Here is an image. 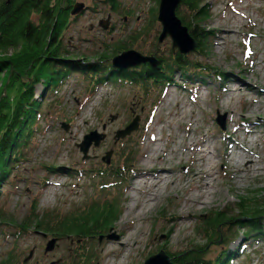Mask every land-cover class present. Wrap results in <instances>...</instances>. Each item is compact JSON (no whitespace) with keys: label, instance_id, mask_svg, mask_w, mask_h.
Instances as JSON below:
<instances>
[{"label":"rangeland","instance_id":"1","mask_svg":"<svg viewBox=\"0 0 264 264\" xmlns=\"http://www.w3.org/2000/svg\"><path fill=\"white\" fill-rule=\"evenodd\" d=\"M116 1L117 14L106 0L76 1L84 6V12L68 27L63 41L64 51L68 52L66 58L72 63L69 76L45 98L41 97L43 87L35 88L42 111L30 152L21 157V162L14 165L0 184V209L16 222L23 218L34 200L39 202V211L61 212L89 202L112 200L119 209L116 220L99 234L100 241L93 235L79 243L57 240L56 248L46 254L43 250L50 236L44 239L36 232L18 234L14 224L4 222L0 226V259L7 249L15 248L22 260L33 251V257L26 261L28 264L57 261V264H70L74 251L92 253L94 264H143L145 259L162 250L168 256L182 252L195 242L200 243L195 235L198 219L212 210L233 205L243 196L264 197V92L253 90L243 98L240 92L233 91L237 88L245 91L243 84L248 82L264 90V0H205L210 14L204 22L210 35L206 43L208 50L202 56L196 53V48L183 54L190 62H198L202 72L190 75L176 68L164 89L150 98L141 99L133 85L109 81L90 96L79 68L87 62L100 63L96 53L97 56L102 51L107 54L109 44L116 43L132 30L147 28L142 36L144 41L135 46L137 49L133 48L138 53L153 50L167 63L178 51L171 48V39L167 36L157 43L161 27L157 22L150 25L151 10H158L157 0ZM108 18L107 31H104L98 24ZM228 29L232 34L226 32L221 37ZM104 62L111 64L108 57ZM216 73L223 74V80L215 77ZM169 94H174L175 102L164 109ZM228 95L232 99L227 102ZM184 103L194 112L187 114L184 120L187 125L178 119V107ZM216 114L223 116V128L217 127ZM134 117L138 118L137 129L124 139L116 138L115 132L124 129ZM61 123L68 127L67 131L60 127ZM103 124L106 127L102 131ZM93 130L105 137L97 146H90L87 151L90 158L83 159L76 144ZM152 138L159 139L156 143L162 144L164 154L161 161L153 160L156 171L160 163L169 160L175 166L174 185L169 184L156 206L139 223L140 231L128 241L129 255L121 258L126 247L119 245L120 240L136 225L126 227L120 223V218L129 205L136 204L131 201L130 186L138 169L143 167L149 148L154 146ZM203 140L215 153V166L211 171L215 194L205 206L194 209L193 205H188L186 218L177 221L174 218L186 204L185 199L201 192V181L192 180L191 172L205 163L193 161L194 156L189 158L188 153L180 158V153L169 155V152H181L188 144ZM107 151L111 159L104 165L102 158ZM235 154L243 156L238 163ZM52 166L54 170L46 169ZM140 195H145V190L135 197ZM106 236L113 237L106 240ZM218 250L220 247H214L207 254L213 257ZM244 254L246 257L232 264H243L248 259L251 264H264V244H249Z\"/></svg>","mask_w":264,"mask_h":264},{"label":"trees","instance_id":"2","mask_svg":"<svg viewBox=\"0 0 264 264\" xmlns=\"http://www.w3.org/2000/svg\"><path fill=\"white\" fill-rule=\"evenodd\" d=\"M76 1L0 0V54L3 57L0 59V76L5 73L0 77V184L4 177L10 175L14 165L21 162V157L30 152V143L34 132H37L35 126L42 111L41 100H37L34 94L35 88L37 85L42 86L44 94L41 97L45 98L50 92L54 93L62 80L69 76L72 63L69 62L70 58H66L68 52L64 51L63 41L68 27L79 17L78 14L72 17L70 11ZM106 2L117 14V1ZM178 5L175 15L181 25L187 27L188 35L194 39L196 53L202 56L208 50L206 43L210 36L204 25L210 17L209 5L205 0H180ZM157 11L151 10L150 25H156ZM138 30L134 29L116 43L109 44L107 54L102 51L97 56L96 53L100 63L87 62L79 68V74L89 87L87 94L91 96L95 89L109 81L133 85L141 99L150 98L169 83L168 77L174 69L190 75L202 72L198 62H190L177 51L170 63H164L153 50L141 52L158 59L153 69L142 65L116 71L111 65H106L104 59L107 57L110 59L122 51L136 48L144 41L142 36L147 28L140 27ZM102 45L105 46L104 43ZM216 75L223 80V74ZM54 168L46 167L49 171ZM114 202H89L85 206L61 212L56 209L39 211V202L34 200L17 222L1 208L0 226L6 222L14 224L18 234L46 233L51 239H70L79 243L90 235L98 238L108 224L116 220L119 209ZM196 226L195 235L200 243L195 242L182 252L168 255L172 264H232L236 259L246 257L244 249L249 244H264V197H240L233 205H227L219 211L212 210L199 218ZM214 247H220L221 250L210 257L207 253ZM74 253V260L71 259L70 264H94L92 253ZM252 253L256 254L255 251ZM23 260L12 248L4 252L0 264H28L23 263ZM243 264H251V260Z\"/></svg>","mask_w":264,"mask_h":264},{"label":"bare ground","instance_id":"3","mask_svg":"<svg viewBox=\"0 0 264 264\" xmlns=\"http://www.w3.org/2000/svg\"><path fill=\"white\" fill-rule=\"evenodd\" d=\"M226 32L230 33V30L229 29L225 30L221 37H224V34ZM230 34H232V33H230ZM221 37H220V39H221ZM218 38H219V36H218ZM243 85L246 88L245 91H242L239 88L233 90V91L240 92L243 98H244L246 93H249L253 90L256 91L258 89L261 92H264L263 88H257L258 86L257 87L254 86L253 83L248 82V83H245ZM231 93H232V91L229 92V94H231ZM230 99H232V98L230 95H228V99L226 101L228 102ZM173 100H175L174 94L173 95L169 94L167 96V99L165 100L166 101L165 105H163L164 109L165 108L168 109V107L170 105H172V102H175ZM227 102H225V104ZM177 103H179V102H177ZM186 105H185V103L179 105L178 108H179L180 114H179V116L177 115L179 121H181L182 124H185V125L188 124V122L185 123L186 121H184L187 117V114L193 115V113H194L193 110H191L190 108L187 109ZM174 117H175V115H174ZM169 120H171V119H169ZM174 125H176V124H174ZM153 140L155 143H156V141L159 142V139H153ZM155 143H154L153 147L149 148L147 156L144 158V160L142 162L143 167L141 169H138L139 171H137L136 177L134 176L135 178L138 177L137 180H135V178H134V180L132 182L133 185L130 186L131 187L130 190L132 191L130 198H131V201L135 202L136 204L133 203L134 206H133V204L129 205L127 207L126 211L124 212V214L122 215V217L120 218V223L126 227L127 226L129 227V225L133 224V223L136 225L135 228H132L129 230L130 232H128V234H126L125 238L120 240L119 245H122V246L124 245L126 247V249L124 250V252L121 255V258H123L124 256L127 257L129 255L128 241H129V239L133 238V236H135L140 231L139 223L143 219L145 220V218H144L145 215L147 213H149V211H151L156 206L159 198L161 197L162 193H164L165 190L168 188L169 184L174 185V181L172 180V178H174L173 172H174L175 166H174V164L169 163V160H166L165 163H163V164L160 163V165H159L160 169L158 171H156V166L153 164V160L159 159L161 161V158H163L164 154H162L163 153L162 144H160V143L155 144ZM213 150L214 149H211V147H209L207 145V142L203 140L202 142L198 141V143L188 144V146L181 152L175 151L174 153H172V150L169 152V155H174L175 153H180V156H179L180 158L185 157V155L188 153L189 158L194 156L193 158H195V159H193V161H197V162L199 161V162L205 163L204 166H201L199 164L198 167L196 169L193 168V172H191L192 173V175H191L192 180L194 179L196 181V180L200 179V181H201L200 182L201 192L196 194L197 197L190 195V197L185 199L186 204L182 205V209L180 210V213L177 216H175V218H174L177 221H181V220H184L186 218V215H188V211H187L188 205H193L194 209H196V206L198 208H200L199 206H205V204H208L210 199L214 196L215 193H214L213 188L215 186L213 185L214 179L212 178V174H211V171L214 169L213 166H215V162H214L215 153ZM235 156L237 159L235 161L237 163H238L239 159L243 158V156L239 155V154H235ZM170 161H172V160H170ZM229 168H231V166H229ZM201 179H203V180H201ZM186 186H187V184H186ZM142 190H145V195H143V196L140 195L138 197H135V194L136 193L138 194Z\"/></svg>","mask_w":264,"mask_h":264},{"label":"water","instance_id":"4","mask_svg":"<svg viewBox=\"0 0 264 264\" xmlns=\"http://www.w3.org/2000/svg\"><path fill=\"white\" fill-rule=\"evenodd\" d=\"M180 0H158V11L156 12L157 17V23L161 27V32L158 35V44H160L165 37L171 39V48L178 49V54L183 55L188 52L194 51L195 42L192 39L187 32V27L181 25L179 19L175 15V9L178 8ZM84 6L81 5L79 2H75V4L72 5L71 8V16L74 17L76 14H80L84 12ZM109 23V18L106 22H100L98 25L101 27L104 31H107V26ZM111 67L112 69L116 71L121 70H129L132 67H138L142 64H147L148 67L151 69L155 68L158 63V59H156L154 56H147L142 53H138L136 50H129V51H122L119 55H114L110 58ZM114 117V116H113ZM113 117L109 118V121H113ZM216 125L220 128H223L224 119L223 116L216 114ZM138 118L134 117V119L128 123L126 127L122 130H117L115 132V137L124 139L125 136L131 135L130 133L135 131L138 127ZM60 127H63L64 130H68V127L64 123H61ZM106 125L103 124L102 131L105 129ZM104 134H98L95 130L90 132L89 134H86L83 136V140L77 145L79 152L81 153V156L83 159H88L87 151L91 148L90 146H97L100 141L104 139ZM111 153L109 151L105 152L104 158H102V162L104 165L109 164V160L111 159ZM37 234H40L44 239L48 235L42 234L37 232ZM113 236H106V240L111 239ZM102 239V236H98V241ZM46 246L43 250V253L46 254L47 252L52 251L57 246V238L51 239L48 238L46 241ZM33 251L28 252V256L23 260V263H25L27 260L33 257ZM58 262V261H57ZM57 262H50L49 264H57ZM143 264H172L171 259L167 256L165 251H160L159 253H156L154 255H151V257H148L145 259ZM174 264V263H173Z\"/></svg>","mask_w":264,"mask_h":264},{"label":"flooded vegetation","instance_id":"5","mask_svg":"<svg viewBox=\"0 0 264 264\" xmlns=\"http://www.w3.org/2000/svg\"><path fill=\"white\" fill-rule=\"evenodd\" d=\"M145 65V64H144Z\"/></svg>","mask_w":264,"mask_h":264}]
</instances>
